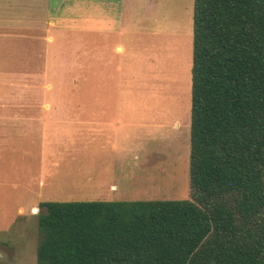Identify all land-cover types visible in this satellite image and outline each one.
Returning <instances> with one entry per match:
<instances>
[{"label":"rangeland","instance_id":"1","mask_svg":"<svg viewBox=\"0 0 264 264\" xmlns=\"http://www.w3.org/2000/svg\"><path fill=\"white\" fill-rule=\"evenodd\" d=\"M122 5L123 28L81 33L67 69L41 0H0V102L73 101L0 123V264H35L41 202L189 199L193 0Z\"/></svg>","mask_w":264,"mask_h":264},{"label":"trees","instance_id":"2","mask_svg":"<svg viewBox=\"0 0 264 264\" xmlns=\"http://www.w3.org/2000/svg\"><path fill=\"white\" fill-rule=\"evenodd\" d=\"M189 199L45 201L35 264H264V0H193Z\"/></svg>","mask_w":264,"mask_h":264},{"label":"crops","instance_id":"3","mask_svg":"<svg viewBox=\"0 0 264 264\" xmlns=\"http://www.w3.org/2000/svg\"><path fill=\"white\" fill-rule=\"evenodd\" d=\"M41 2L43 4L42 11L46 12V18L44 19L47 26L45 40L50 46L48 49L52 56L51 59L61 55V59H63L67 69L77 65L76 62L70 63V61L84 59L83 56L88 51V48H86L87 43L79 36L81 33L95 32L96 29L100 28L108 31H118L124 26L123 0H41ZM34 4V2H29L27 6L28 17L22 16L24 18H18V28L24 25L20 26V23H26L24 27L28 31L36 28L39 21L34 15ZM25 18L27 21H25ZM115 49L121 52L123 47L118 43ZM66 103L72 104L73 101L55 102L53 100H44L38 101V103L30 100L1 101L0 104L3 108L7 106L11 107L12 110L8 115H0V123L7 119L17 121L20 118L29 119L33 112H29L26 109L30 107L39 106L46 113L51 112L53 107H64Z\"/></svg>","mask_w":264,"mask_h":264}]
</instances>
